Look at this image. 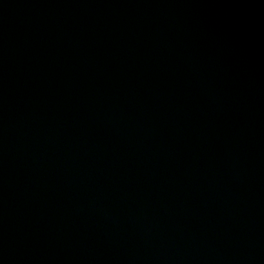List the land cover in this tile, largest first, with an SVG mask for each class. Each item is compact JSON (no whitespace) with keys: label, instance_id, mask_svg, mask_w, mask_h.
<instances>
[{"label":"water","instance_id":"95a60500","mask_svg":"<svg viewBox=\"0 0 264 264\" xmlns=\"http://www.w3.org/2000/svg\"><path fill=\"white\" fill-rule=\"evenodd\" d=\"M0 264H264V0H0Z\"/></svg>","mask_w":264,"mask_h":264}]
</instances>
